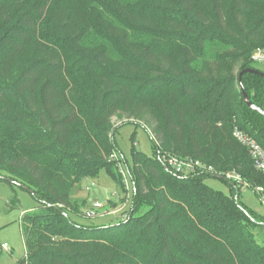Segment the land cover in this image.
Returning a JSON list of instances; mask_svg holds the SVG:
<instances>
[{
    "label": "trees",
    "instance_id": "16d2710c",
    "mask_svg": "<svg viewBox=\"0 0 264 264\" xmlns=\"http://www.w3.org/2000/svg\"><path fill=\"white\" fill-rule=\"evenodd\" d=\"M260 47L264 0H0V181L38 202L22 216L18 264H264V216L241 201L242 185L169 162L264 186L234 136L264 147V114L239 81L264 72ZM241 83L264 110V76ZM117 115L134 119L114 128ZM127 123L147 129L153 154L135 142L126 171L115 133ZM103 168L124 192L129 175L131 210L81 222L74 192Z\"/></svg>",
    "mask_w": 264,
    "mask_h": 264
},
{
    "label": "rangeland",
    "instance_id": "374dc122",
    "mask_svg": "<svg viewBox=\"0 0 264 264\" xmlns=\"http://www.w3.org/2000/svg\"><path fill=\"white\" fill-rule=\"evenodd\" d=\"M264 70V65L256 63ZM134 119L128 116H114L112 123L114 128H118L121 123ZM142 123L145 121L142 120ZM115 141L119 148L118 156L122 163H119L121 170L127 165H132V146L137 142L136 147L148 155L153 154V142L147 129L142 125L127 123L120 127L115 133ZM118 159L116 155L111 157ZM125 177L128 191L121 190L110 172L103 168L96 177L85 178L82 182L81 190L76 189L80 201H84L85 206L81 210L82 216H72L85 223H109L112 220L122 217L125 210L130 211L132 206L133 187L129 175ZM206 182L214 189L223 191L226 194L231 193V186L228 182L217 178L209 177ZM15 193L20 199L17 204L14 200ZM240 199L248 207L256 210L264 216V203L261 196L252 188H243ZM93 202H100L102 205L96 211L94 217H88L87 211ZM38 206V202L32 193L19 185L11 186L5 181H0V246L2 243H8L10 252L0 250V264H18V260L27 253V247L22 232V216L24 213L32 212ZM144 211V210H143ZM262 219V218H261ZM260 242L264 241V230L257 234ZM1 249V248H0Z\"/></svg>",
    "mask_w": 264,
    "mask_h": 264
},
{
    "label": "built area",
    "instance_id": "2783aa9c",
    "mask_svg": "<svg viewBox=\"0 0 264 264\" xmlns=\"http://www.w3.org/2000/svg\"><path fill=\"white\" fill-rule=\"evenodd\" d=\"M252 59L255 63H259L264 65V47L257 48L253 55ZM234 136L244 145L248 148L252 159L254 161L255 167L258 171L264 174V147L251 135L243 132L240 129H236L234 132ZM169 162L175 167L177 172L183 173V174H189L198 168L208 170L210 172L214 173H220L226 178L228 181L236 182L237 184L242 185L243 188H252L254 189L260 196L261 200L264 203V186L257 185L252 186L250 183L243 180L242 176L235 170L227 171V172H219L214 168V166L210 165L207 166L206 164L202 163L200 160H181L177 157H171L169 159ZM242 188V189H243ZM100 202H93L89 210L87 211L88 217H94L97 210L101 207ZM1 250L9 251V244L8 243H2L0 246Z\"/></svg>",
    "mask_w": 264,
    "mask_h": 264
},
{
    "label": "water",
    "instance_id": "95a60500",
    "mask_svg": "<svg viewBox=\"0 0 264 264\" xmlns=\"http://www.w3.org/2000/svg\"><path fill=\"white\" fill-rule=\"evenodd\" d=\"M244 72H252V73L260 74V75H262V76H264V72H263V71H260V70H258V69H255V68H248V69H245L243 72H241L240 77H239V81H240V84H241L242 94H243V97H244V100H245L246 104H247L248 106H250L251 108L256 109V110H258L259 112H261L262 114H264V110H263L262 108L256 106L255 104H253V103L251 102V100H250V98H249V95H248L247 91L245 90L244 86H243L242 83H241V77H242V74H243Z\"/></svg>",
    "mask_w": 264,
    "mask_h": 264
}]
</instances>
